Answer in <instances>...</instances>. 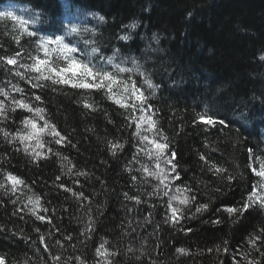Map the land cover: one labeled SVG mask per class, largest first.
Masks as SVG:
<instances>
[{"label":"trees","instance_id":"trees-1","mask_svg":"<svg viewBox=\"0 0 264 264\" xmlns=\"http://www.w3.org/2000/svg\"><path fill=\"white\" fill-rule=\"evenodd\" d=\"M66 1L98 20L72 33L61 19L62 31H47L52 16L60 19L63 0H0V58L17 60L0 59V88L9 92L0 100L44 109L45 120L66 138L57 144L59 137L38 133L44 147L35 151L43 155L34 159L32 148L24 151L12 136L30 131L26 119L38 128L44 121L21 108L0 116V129L10 134L0 132V182L6 173L24 181L15 194L10 184L0 188L4 264H264V208L226 211L241 208L261 179L249 165L258 169L264 159V0ZM13 3L24 7L8 16ZM20 20L28 31L33 25L52 33L40 38L30 28L36 39ZM57 37L77 51L68 56L52 43L45 53L42 41ZM36 57L48 61L42 73L56 79L50 68H66L71 58L115 74L112 91L129 107L106 88L36 79L41 73L20 67ZM117 65L131 71L120 73ZM136 89L143 104L132 95ZM149 116L155 129L144 123L137 136L140 118ZM142 136L166 142L169 157L176 153L175 172L163 157L159 162L169 175L167 188L142 169L159 171L147 154L155 149ZM25 143L35 147L37 140ZM113 144L123 147L113 154ZM177 188L187 190L190 203L171 201L180 210L173 221L169 202L181 195ZM37 196L43 221L28 203ZM202 205L208 207L197 211ZM102 244L106 257L97 255Z\"/></svg>","mask_w":264,"mask_h":264},{"label":"snow or ice","instance_id":"snow-or-ice-1","mask_svg":"<svg viewBox=\"0 0 264 264\" xmlns=\"http://www.w3.org/2000/svg\"><path fill=\"white\" fill-rule=\"evenodd\" d=\"M0 15H5V14H0ZM8 16H11V13L6 14ZM13 19H17L16 17H13ZM99 19L101 21H103L104 17L101 16L99 17ZM19 24L22 28H24L25 31H28L27 28L25 27V25L27 24V21L24 20H20ZM78 29L73 27L71 29L72 33L77 32ZM28 35L29 36H35L36 33L28 31ZM123 39H127V37H123ZM55 43L57 45L60 46L61 51H64L68 54V56H70L71 53L76 52L77 49L75 48H69V46L67 44L63 43L62 38L57 37L56 40H44L41 43V48L43 49V51L45 53H48L49 49L47 48L48 44H52ZM52 51H55V49H53ZM97 51V49H93V52L95 53ZM0 59H6L7 64L9 65H15L17 64V60L14 58H0ZM35 59V63L33 65H27V64H22L20 65V67H23L25 69H27L28 71H35L37 73H41L40 76L36 77V79H44V80H51L52 83H62V84H70L72 87L74 88H82V89H103L106 88L107 92L110 93V98L114 99L115 102L117 104H120L121 107H129V105L127 104V102L125 100L122 99H117L116 98V94L113 93L112 91V85L119 83L118 81V77L109 72V71H102L100 69H94V67L89 66V64L86 63H82L80 61H78L75 58H71L69 61V65L66 68H61L59 71H57L56 68H50V71L52 73H55L56 77H59V79L53 78V76L51 75H44L41 71V66L48 64L47 60L44 59H40L39 57L34 58ZM262 59H264V57H262ZM109 63H111V59H109ZM118 68V71L120 73L123 72H127V71H131V69H126V68H120L118 65L116 66ZM71 72L73 77L79 76V77H83L82 80L79 81H74L73 79H69L67 78L66 74ZM15 75L20 76L22 79L23 74L19 71H17L15 73ZM89 79L91 81H93L92 83H89ZM31 83V81H29ZM107 82V83H106ZM145 83L148 84V87L151 88L153 87V85L151 84L150 81L145 80ZM33 87H38L39 85L37 84H33ZM13 90L16 92H23V89L16 87L15 85L13 86ZM123 91L127 92L128 88L125 85ZM139 93L138 95L136 93ZM135 97L136 101H139L141 104H143L144 102H146V98L143 95V92L140 91L139 89H136L135 92H133L132 94ZM0 96H4L5 98L9 97V92L5 91L3 88H0ZM36 100H40L39 96L35 97ZM85 107L87 108H91V105L85 104ZM133 108L136 107L135 104L132 105ZM17 108H21V109H26L29 112H34L36 116L39 117L40 120L44 121V126L43 128H38L37 123L33 120V119H26L23 121L24 125L26 128H30V131H28L25 134H17L16 136H12V141H16L17 139L24 144V151H28L29 148H32V152L34 153V159L35 158H39L40 156L43 155V153L40 152H36L35 149L36 148H43L44 145L43 143L39 140V136L38 133H44L47 132L48 135L54 136V137H59V139L56 140V143H62L66 138L63 137L59 131L56 130L54 125H51L48 121L45 120L44 116H43V112L44 109L36 107L33 108L30 104L25 103L23 100H16L15 98H12L11 100V105L6 106L5 102L3 100H0V116H4L6 118L7 116V112L9 110L11 111H15ZM141 122L142 123H148L150 125L151 129H155V121L152 120V118L149 116L147 121L144 120V117H141ZM201 119H204L203 117H201ZM207 123H213L212 120H207ZM220 123H223V121H220ZM50 129V131H49ZM0 132H3V135L5 138L9 137V133L7 131H4L3 129H0ZM137 136H140V126H137V132H136ZM141 140L143 141H149V143H151L154 147V151L153 150H149L148 151V155L149 158L151 159L153 156L156 159V168L159 169V171H149V169L147 168V166L142 165V169L147 172V174L149 176H152L156 179H158L160 181V184L163 185L164 188H167L168 185L165 184V181L168 180L169 175L165 174V169L160 167V160L163 157L164 158V162L168 165H171V172H175L176 170V165L173 164V160L176 159V153L172 152L170 154V157L166 154L165 150L169 147V145L165 142V143H160L157 140H149L148 136H142L140 137ZM37 140V144L35 145V147H32V145L30 143H25V142H29L32 140ZM164 141H167V137H163ZM122 145H118V144H113L112 145V150H113V154H115V150L117 148H122ZM49 151H51V149H49ZM141 151H144V149H141ZM201 159H204L203 157H201ZM258 165L259 168L257 169L256 167L249 165L251 171L258 177H260L261 179L259 180L258 184L256 186H254L253 190L250 192L249 196L247 197L245 203L241 206V208L237 209V208H228L226 209V211H228L229 213H243L246 212L250 207L252 206H259L264 208V159L259 160L258 161ZM69 171H71V169H69ZM215 171L217 173L225 171L224 169H220V168H216ZM79 175H83L84 173H78ZM170 174V173H169ZM135 179V178H134ZM174 180H179V174H177L175 177H173ZM229 179H231V177H229ZM10 184L11 188L10 191L15 194L18 190V186H21L24 184V181L22 179H20L19 177L11 174V173H6L4 176V182H0V188H6L7 185ZM68 190V189H66ZM177 193H180L181 195H175L170 197V202H169V208L171 210L172 216L170 217V219H172L173 221H175L178 218V213H179V209L176 207H173L171 204L172 200H176L178 201L180 204L182 205H187L188 203H190L189 197L187 195H183V193H185L187 190L186 189H181V188H177L176 189ZM259 193V194H258ZM82 195V193L80 194ZM164 195H168V192L165 191ZM130 199H136L137 202H139L137 197H130ZM28 203L33 205V207L30 209V211L32 212L33 215H36V218L39 220H45L46 218L44 216L38 215L37 211L41 208V200L40 197H29L28 198ZM208 206L207 205H202L201 208H198L197 211H201V209H206ZM44 211H47V209H44ZM50 222V221H49ZM219 222V221H217ZM261 231H264V229H262ZM257 239H259V237H257ZM254 243V241H253ZM104 249V245L102 244L100 246L99 249H97V255L99 256H104L106 257L108 255L107 250H103ZM178 251L183 252V249H179ZM226 251V249H225ZM58 259V258H57ZM0 264H4V260L3 258H0ZM110 264V262H109Z\"/></svg>","mask_w":264,"mask_h":264},{"label":"bare ground","instance_id":"bare-ground-1","mask_svg":"<svg viewBox=\"0 0 264 264\" xmlns=\"http://www.w3.org/2000/svg\"><path fill=\"white\" fill-rule=\"evenodd\" d=\"M63 1H66V0H63ZM63 12L66 14V22H71L73 21L74 19H76L77 17V12L78 11H73L71 9H63V11L61 9H59V17L60 19L58 20L57 18L53 17L52 16V19L49 23V25L47 24H44V28L47 30V31H62L64 29V24L63 23H60L61 22V19H62V16H63ZM96 15H99V14H93L92 15V18L94 20H98V17ZM35 38L37 39L38 38V34L35 35Z\"/></svg>","mask_w":264,"mask_h":264},{"label":"rangeland","instance_id":"rangeland-1","mask_svg":"<svg viewBox=\"0 0 264 264\" xmlns=\"http://www.w3.org/2000/svg\"><path fill=\"white\" fill-rule=\"evenodd\" d=\"M96 24H97V23H96ZM96 24H95V27L97 26ZM120 34H121V33H120ZM119 37H120V36H119ZM143 126H144V123H141V124H140V128L142 129Z\"/></svg>","mask_w":264,"mask_h":264}]
</instances>
